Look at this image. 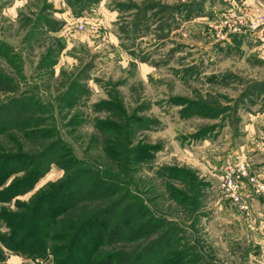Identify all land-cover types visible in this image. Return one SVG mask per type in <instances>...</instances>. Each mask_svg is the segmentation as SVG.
Returning <instances> with one entry per match:
<instances>
[{
    "label": "rangeland",
    "instance_id": "obj_1",
    "mask_svg": "<svg viewBox=\"0 0 264 264\" xmlns=\"http://www.w3.org/2000/svg\"><path fill=\"white\" fill-rule=\"evenodd\" d=\"M236 1L0 0V154L42 165L50 148L43 174L1 194L0 264H54L4 242L73 157L116 176L107 200L139 212L127 237L152 224L101 255L264 264V34L234 23Z\"/></svg>",
    "mask_w": 264,
    "mask_h": 264
},
{
    "label": "trees",
    "instance_id": "obj_2",
    "mask_svg": "<svg viewBox=\"0 0 264 264\" xmlns=\"http://www.w3.org/2000/svg\"><path fill=\"white\" fill-rule=\"evenodd\" d=\"M1 128L3 131L6 126L2 125ZM49 152L50 148L47 147L41 153L45 161L49 159ZM68 153L70 154V150ZM70 155L73 157L72 153ZM35 161L34 155L23 151L0 154V176L4 174L7 177L12 173L30 170L24 177L14 179L0 192V197L4 192L7 193V198L19 194L25 190L22 189V182L29 185L30 180L46 171L48 164H44L45 161L42 165ZM82 164L74 157L73 160L69 159L64 167L65 174L60 180L50 183L42 192L39 191L38 196L33 199V205L27 206L25 212L20 215L12 214L14 220L11 235L19 240L4 242L5 246L18 251H29L39 257L45 256L49 251L53 254L54 264H138L141 256L137 254L126 255L114 250L109 251L105 257L101 255L102 247L117 240L138 239L141 237L140 233L143 235L149 232L151 222H142L136 230L127 233L130 234L127 237L125 226L128 221L137 219L139 212L134 210L132 214L130 209L133 207L127 203L123 205L128 197L126 194L121 193L116 198L107 200L114 196V191H121L115 180L116 176L106 169ZM96 200L109 203L101 202L94 208L84 204ZM78 208L82 211L76 214ZM61 215L63 216L59 219ZM23 228L26 230L21 232ZM158 259L160 258L154 257L151 261L154 263ZM161 261L163 259L157 262ZM178 262L172 259L167 264Z\"/></svg>",
    "mask_w": 264,
    "mask_h": 264
},
{
    "label": "crops",
    "instance_id": "obj_3",
    "mask_svg": "<svg viewBox=\"0 0 264 264\" xmlns=\"http://www.w3.org/2000/svg\"><path fill=\"white\" fill-rule=\"evenodd\" d=\"M234 12L246 22H251L258 12L264 9V0H239L235 2ZM248 24V23H246Z\"/></svg>",
    "mask_w": 264,
    "mask_h": 264
},
{
    "label": "built area",
    "instance_id": "obj_4",
    "mask_svg": "<svg viewBox=\"0 0 264 264\" xmlns=\"http://www.w3.org/2000/svg\"><path fill=\"white\" fill-rule=\"evenodd\" d=\"M242 20H240L238 22H235L236 25L240 26L244 24L243 18H240ZM228 21H224V23H227ZM234 23L229 22L227 23L228 26L234 25ZM245 25V24H244ZM249 26L252 27V29H258L260 30L263 34H264V9L261 10V12H258L255 17L253 18V20L249 23ZM227 183L229 186H232L233 189L236 187V185L234 184L233 180L231 178H228Z\"/></svg>",
    "mask_w": 264,
    "mask_h": 264
}]
</instances>
